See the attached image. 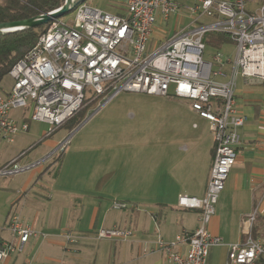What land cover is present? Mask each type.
<instances>
[{"label": "built area", "instance_id": "1", "mask_svg": "<svg viewBox=\"0 0 264 264\" xmlns=\"http://www.w3.org/2000/svg\"><path fill=\"white\" fill-rule=\"evenodd\" d=\"M248 2L256 6L247 8ZM125 3L127 12L113 15L86 2L75 9L72 22L59 19L50 23L36 45L9 73L13 84L7 94L0 96V143H12L18 135L27 133V120L46 124L45 138H49L83 109L95 102L100 109L122 92L188 101L199 117L210 123L214 160L205 196H179L180 208L200 211L199 227L178 235L174 242L160 239L157 250L166 253L172 264H207L210 249L223 244L210 232L209 224L237 162L240 129L248 121L235 99L237 78L264 82V0ZM184 13L190 14L191 23L174 30L170 38L158 29L174 15L181 22ZM203 19L209 21L197 25ZM209 33L227 35L236 45V56L224 57L216 52L208 59ZM227 66L231 67L230 73L225 71ZM14 111H22L20 119L12 115ZM27 154L23 152L1 166L0 177L29 171L49 158L22 164L21 159ZM114 208L129 209L119 202ZM257 216L255 209L245 221L250 229ZM7 228L13 241L0 242V262L24 253L30 240L40 235L17 214L10 217ZM132 235L131 230L120 228L97 233L98 239L121 241ZM66 239L76 242L72 233ZM182 243L188 250L175 251ZM261 260L264 244L248 232L245 241L230 245L226 264H257Z\"/></svg>", "mask_w": 264, "mask_h": 264}, {"label": "crops", "instance_id": "2", "mask_svg": "<svg viewBox=\"0 0 264 264\" xmlns=\"http://www.w3.org/2000/svg\"><path fill=\"white\" fill-rule=\"evenodd\" d=\"M208 40L212 41L211 38ZM217 43H207L206 57L208 59H211L216 52H220L224 57L236 56V45L229 37ZM226 45L235 47L233 54L221 52ZM225 71L230 73L231 67L227 66ZM165 98L181 100L174 97ZM235 99L240 110L248 116V121L240 129L241 144L237 150V162L229 175L225 190L216 206V213L209 224L210 232L221 238L223 244L210 249L207 264H226L230 245L245 241L248 232H251L255 240L264 244V82L252 81L239 76ZM182 101L188 103L186 100ZM197 116L198 120L192 123L194 133H187L178 126L171 127L169 130L172 135L166 140L165 162L169 163L167 176L172 188H168L167 194L165 193L166 197L156 200L154 205L145 202L141 205L144 208L138 206L139 202L132 203L129 209L121 211H115L110 206H102L97 200L88 210L84 204L76 200L77 205L82 207L80 212L75 210L80 214V221H83L85 211H89L86 218V221L88 220L86 229L87 232L95 233V239L83 232L81 222L79 225L75 224L74 228H69L70 222H63L64 215L73 214L72 207L61 208L55 221H42L40 217L44 213L41 209H37L34 216L28 218V200L32 198L39 203L38 200L43 192L49 195L52 193L51 189L43 183L45 175L41 173L32 175L26 186L21 191H16L17 200L13 205L20 203L22 199L25 202H22L18 209L9 212L5 226L10 217L17 214L22 220L24 219V223L28 221V225L39 229L40 235L32 238L26 246L30 251L35 250V252L34 254L31 252L25 258L13 256L2 264H172L166 253L157 250V242L160 239L174 242L178 235L194 232L199 227L200 211L180 208L178 197L180 195L198 198L205 196L215 155V143L210 123L198 114ZM43 125L46 127L37 138L40 141L44 140V144L55 149L58 145L50 140L52 136L44 139L48 126ZM206 132L211 134L212 140L204 136ZM154 147L158 150V144ZM175 149L182 152V157L188 159L187 163L182 161L186 164H182V171L179 160L172 159ZM27 151L21 150L11 159L1 162L0 167ZM27 156L28 154L21 159V163H33V160ZM62 160L63 158L61 162ZM102 195L97 197H102ZM113 195L116 200V194ZM51 197H53L52 194ZM168 198L171 200L168 201ZM255 209L258 210V216L254 226L250 229L245 221ZM59 218L60 221H58ZM80 228L82 231L79 230L81 231L79 233L73 231V229ZM111 228L128 229L133 235L126 241L98 239L99 230ZM2 230L9 232L8 228ZM68 233H72L76 239L75 243L67 241ZM43 235L46 237L44 238ZM1 241H13L11 233L9 236L0 234ZM174 250L185 253L188 247L182 243Z\"/></svg>", "mask_w": 264, "mask_h": 264}, {"label": "rangeland", "instance_id": "3", "mask_svg": "<svg viewBox=\"0 0 264 264\" xmlns=\"http://www.w3.org/2000/svg\"><path fill=\"white\" fill-rule=\"evenodd\" d=\"M87 3L113 15H122L127 12L125 0H87ZM253 6H256V3H246L247 8ZM74 15L75 10L62 19L70 23ZM189 16V13H184L180 22L177 20V15H174L168 23L159 25L158 29L170 38L174 30L184 28L191 23ZM208 21L203 19L197 25ZM216 35L218 34L209 33L208 37L212 39ZM234 50L235 47L226 45L221 52L233 54ZM12 84V78L5 77L0 85V96H4ZM21 114L22 111L12 112L17 119H20ZM197 120V113L189 102L122 92L100 109H98V102L90 105L84 120L73 130L68 126L61 128L50 139L53 143H57L58 146L55 149L44 144V140L40 141L37 138L46 126L27 120L29 132L18 135L12 143L0 144V163L11 159L23 149L28 150L27 157H30L33 162L47 156L49 158L41 166L29 171L0 177V234L10 235L8 231L2 230L7 228L5 222L8 214L25 202L22 199L20 203L13 205L17 200L16 191H21L32 175L40 173L45 175L43 183L51 189L53 197L43 192L38 200L39 203L32 198L29 199L28 218L34 216L37 209H41L44 213L40 217L42 221H55L61 208L72 207L73 214L64 215L63 222H70L69 228H74L75 224L79 225L81 222L83 232L89 234L92 239H95V233L87 232L86 229L89 211H85L83 221H80V214L75 210L80 212L82 207L77 205L76 200L84 204L88 210L92 208L96 200L102 206H110L115 211H121L114 208L116 202L125 203L129 208L136 202L140 203L138 206L144 205L145 202L154 205L156 200L166 197L168 188H172L167 176L169 163L165 162L166 140L172 135L170 128L178 126L187 133H194L192 123ZM168 131L169 134H167ZM204 136L212 140L209 132H206ZM65 143V149L60 150ZM155 144H158V150L157 148L155 150ZM61 154H64L62 162L58 160ZM172 159L179 160L181 171L182 164H185L182 161L186 163L188 161L182 157V152L176 149L172 153ZM56 176L58 177L54 180ZM113 194H116V200ZM100 195L102 197H97ZM170 200L168 198V201ZM27 222L25 221L28 225ZM29 226L33 228V225ZM81 228L73 229V231L79 233L82 231ZM35 230L39 232V229L35 228ZM31 252L34 254L35 250L30 251L27 247L24 253L16 254L14 257L25 258Z\"/></svg>", "mask_w": 264, "mask_h": 264}, {"label": "trees", "instance_id": "4", "mask_svg": "<svg viewBox=\"0 0 264 264\" xmlns=\"http://www.w3.org/2000/svg\"><path fill=\"white\" fill-rule=\"evenodd\" d=\"M65 0H1L0 1V23L20 21L41 14L50 13L59 9ZM87 0L85 1V3ZM43 25L27 31L16 33H0V85L3 79L9 76L13 66L31 50L39 38L46 32L48 26ZM206 36V42L218 44L217 42L228 38L225 34L216 35L210 41ZM88 108L83 109L66 126L71 130L81 124L87 115ZM63 154L58 158L61 161ZM257 264H264V260Z\"/></svg>", "mask_w": 264, "mask_h": 264}, {"label": "water", "instance_id": "5", "mask_svg": "<svg viewBox=\"0 0 264 264\" xmlns=\"http://www.w3.org/2000/svg\"><path fill=\"white\" fill-rule=\"evenodd\" d=\"M85 1L86 0H65L64 4L53 12L20 21L0 23V33H16L50 24L56 20L62 19L64 16L74 11L80 4L85 3Z\"/></svg>", "mask_w": 264, "mask_h": 264}]
</instances>
